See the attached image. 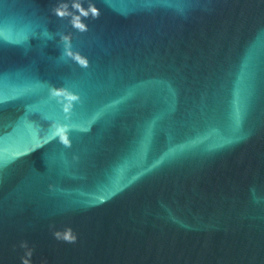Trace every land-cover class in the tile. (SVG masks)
<instances>
[{"label": "water", "instance_id": "95a60500", "mask_svg": "<svg viewBox=\"0 0 264 264\" xmlns=\"http://www.w3.org/2000/svg\"><path fill=\"white\" fill-rule=\"evenodd\" d=\"M57 2L0 0V264H264V0Z\"/></svg>", "mask_w": 264, "mask_h": 264}, {"label": "clouds", "instance_id": "9594fccd", "mask_svg": "<svg viewBox=\"0 0 264 264\" xmlns=\"http://www.w3.org/2000/svg\"><path fill=\"white\" fill-rule=\"evenodd\" d=\"M51 11L59 18L69 17V23L71 26L80 32H85L88 28V25L82 18H88L91 16L95 19L100 15V10L93 2H91V0L87 3V7L83 6L82 0H71L70 4L65 2V0H58V2L51 8ZM70 38V33L61 35V39L64 42L62 54L74 60L81 67L87 68V58L82 56L79 52L72 50ZM48 94L51 98L56 100L66 116L73 110L74 102H79L80 99L77 93L72 92L65 87L50 85L48 88ZM49 132L52 139H58V141L66 148L71 147L68 124L53 122L51 123ZM52 235L55 239L67 243H75L77 240V235L72 231L71 227L54 229ZM20 246L26 249L25 255L21 257V264H31L32 250L28 248L26 241H22Z\"/></svg>", "mask_w": 264, "mask_h": 264}]
</instances>
